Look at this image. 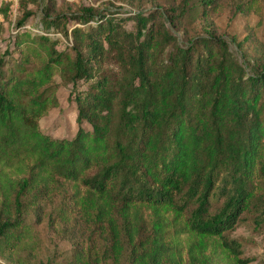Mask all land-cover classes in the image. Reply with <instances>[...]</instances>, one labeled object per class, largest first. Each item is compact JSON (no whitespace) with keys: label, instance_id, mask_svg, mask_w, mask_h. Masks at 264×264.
<instances>
[{"label":"trees","instance_id":"1","mask_svg":"<svg viewBox=\"0 0 264 264\" xmlns=\"http://www.w3.org/2000/svg\"><path fill=\"white\" fill-rule=\"evenodd\" d=\"M159 8V22L154 11L42 8L32 31L22 8L24 31L0 53V237L12 246L32 235L24 216L59 195L58 217L79 216L117 259L248 264L227 232L264 198V65L248 71L215 36L175 44L166 20L176 25L187 7ZM217 8L206 0L201 13ZM61 32L73 54L57 48ZM111 57L115 74L104 69ZM57 75L73 85V138L40 128L58 103Z\"/></svg>","mask_w":264,"mask_h":264},{"label":"rangeland","instance_id":"2","mask_svg":"<svg viewBox=\"0 0 264 264\" xmlns=\"http://www.w3.org/2000/svg\"><path fill=\"white\" fill-rule=\"evenodd\" d=\"M206 0H3L0 8L9 2L11 7L8 17L0 10V21L4 22V31L0 36V53L11 47L13 36L24 29H17V20L21 17L22 8L32 10L30 19L32 31L34 22L41 19L44 9L53 15L58 13H74L81 6H94L105 12H118L121 16L134 14L151 15L155 12L156 21H161L160 6H180L184 4L186 13L176 24L166 20V27L175 36V44L186 46L195 37L215 36L227 42L231 52L251 71L264 65V0H217L216 11L210 9L209 15L201 13V4ZM109 2V3H108ZM182 2V3H181ZM152 13V14H151ZM155 21V22H156ZM70 26V25H69ZM126 26L135 30L134 20H128ZM71 33V30H70ZM57 48L73 54L71 44L63 33L59 34ZM14 46V44H13ZM108 72H118L115 60L109 58L104 65ZM57 83L56 106H52L47 114L41 117V130L57 138H73L78 131L77 105L73 100V85L63 81L60 75L55 77ZM80 87L84 88L85 86ZM61 196L41 201L40 205L24 216L27 224L32 226V235L27 240L12 246L0 237V264H78L77 253L85 255L87 264H132L129 252L117 259L108 253L106 236L86 225L80 217L64 221L58 217ZM223 203L220 198L214 209ZM245 208L237 225L227 235L238 240L242 245L243 257L248 264H264V198Z\"/></svg>","mask_w":264,"mask_h":264},{"label":"built area","instance_id":"3","mask_svg":"<svg viewBox=\"0 0 264 264\" xmlns=\"http://www.w3.org/2000/svg\"><path fill=\"white\" fill-rule=\"evenodd\" d=\"M3 0H0V3H2ZM17 2V0H15Z\"/></svg>","mask_w":264,"mask_h":264}]
</instances>
